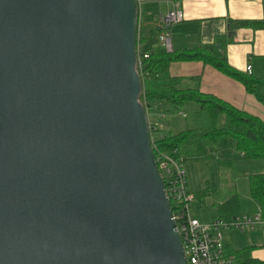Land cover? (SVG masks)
Here are the masks:
<instances>
[{"label":"water","instance_id":"95a60500","mask_svg":"<svg viewBox=\"0 0 264 264\" xmlns=\"http://www.w3.org/2000/svg\"><path fill=\"white\" fill-rule=\"evenodd\" d=\"M136 35V0H0V264H187Z\"/></svg>","mask_w":264,"mask_h":264},{"label":"trees","instance_id":"16d2710c","mask_svg":"<svg viewBox=\"0 0 264 264\" xmlns=\"http://www.w3.org/2000/svg\"><path fill=\"white\" fill-rule=\"evenodd\" d=\"M231 27H251L264 29V19L234 20ZM153 32L142 35L137 28L136 68L141 80L140 101L147 113H156L164 117L174 116L182 108H188L193 114L191 125L180 131L161 126L153 122L151 129L154 158L159 153L177 150L187 161L216 160L220 165L230 166L234 153L238 152L246 160H261L264 163V122L258 116L235 108L229 103L204 93L198 87H182L181 77L169 72V65L175 61L198 60L210 64L222 73L241 82L248 93L253 94L264 105V96L258 90L264 81L246 71L241 72L227 62L224 53L226 41L218 38L219 45H205L188 51H167L158 44L146 45ZM146 55V56H145ZM195 105L192 109L189 105ZM186 114V113H185ZM249 195L257 201L259 211L264 216V171L247 177ZM239 213V199L232 195L220 206V216L230 219ZM226 253L232 256L230 264H264L251 258V247L233 249L225 246Z\"/></svg>","mask_w":264,"mask_h":264},{"label":"crops","instance_id":"0c3cea01","mask_svg":"<svg viewBox=\"0 0 264 264\" xmlns=\"http://www.w3.org/2000/svg\"><path fill=\"white\" fill-rule=\"evenodd\" d=\"M175 9L181 11L182 21L169 27L162 25L161 15ZM255 19H264V0H141L137 6L138 31L142 35L153 32V37L146 45H159L158 36L163 32L170 38L174 51L219 45L217 40L222 38L226 41L224 53L229 65L244 73L247 66H250L251 72L248 74L264 81V29L231 27L230 23L234 20ZM146 27L151 29L145 32L143 28ZM169 72L173 76L181 77V83L193 85L188 87H198L200 91L212 94L239 110L258 116L264 122V105L253 94L248 93L241 82L212 65L198 60L175 61L170 63ZM258 90L264 96V84H259ZM189 107L194 109L195 105ZM182 117L187 118V114L182 113ZM185 122V126L180 130L187 127L189 120ZM237 156L242 158L241 154L235 152L234 159ZM258 169L264 171L260 165ZM248 196L250 199L243 196L245 202L239 201V213L236 215H254L260 212L257 201ZM192 215L200 219L196 212H192ZM219 215L220 209L217 217H221ZM215 217L200 220L209 221ZM223 242L225 246L233 249L251 247V258L264 261L263 225L245 231L227 229L223 233Z\"/></svg>","mask_w":264,"mask_h":264},{"label":"built area","instance_id":"2783aa9c","mask_svg":"<svg viewBox=\"0 0 264 264\" xmlns=\"http://www.w3.org/2000/svg\"><path fill=\"white\" fill-rule=\"evenodd\" d=\"M136 1L138 5L141 0ZM160 21L162 25L169 27L182 21V13L179 9L169 11L161 15ZM158 42L167 51H172L171 40L164 32L159 34ZM250 68L247 66L248 73L251 72ZM146 114L152 146L153 133L150 130L155 127L150 121L149 113ZM155 162L170 202L187 264H230L233 258L226 253L224 231L231 228L245 231L258 225L264 226V216L258 212L254 215H235L230 219L216 217L202 221L191 212L194 195L188 190L186 163L183 157L177 150H173L170 153H159Z\"/></svg>","mask_w":264,"mask_h":264},{"label":"rangeland","instance_id":"374dc122","mask_svg":"<svg viewBox=\"0 0 264 264\" xmlns=\"http://www.w3.org/2000/svg\"><path fill=\"white\" fill-rule=\"evenodd\" d=\"M149 29L151 27H146L143 28V31L146 32ZM181 86L193 85L181 83ZM181 111L187 114V118L182 117L180 112L174 116L164 118L162 115L151 112L149 118L152 123L154 122L163 127L168 125L172 131H178L185 126L186 120H189L187 125H191L193 121V114L188 108L184 107ZM259 165L264 170V163L261 160H246L238 156L233 160L232 166L220 165L214 159L206 162L187 161L188 190L194 195V200L191 202V212H196L200 219L206 220L213 216L217 217L221 204L234 194L241 202H245V198L250 199L248 198L247 177L250 174L261 173L258 169Z\"/></svg>","mask_w":264,"mask_h":264}]
</instances>
